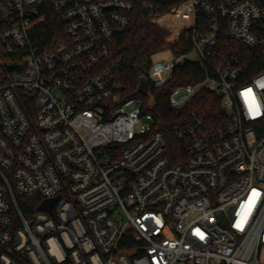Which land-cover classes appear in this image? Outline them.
Listing matches in <instances>:
<instances>
[{
    "label": "built area",
    "instance_id": "1",
    "mask_svg": "<svg viewBox=\"0 0 264 264\" xmlns=\"http://www.w3.org/2000/svg\"><path fill=\"white\" fill-rule=\"evenodd\" d=\"M142 3L191 49L127 96L108 56L136 0H0V264H264V0ZM49 10L61 29L39 43ZM223 30L243 48L216 63ZM186 62L204 74L168 96L172 148L151 85ZM202 92L222 119L191 107ZM20 195L59 198L26 215Z\"/></svg>",
    "mask_w": 264,
    "mask_h": 264
},
{
    "label": "trees",
    "instance_id": "2",
    "mask_svg": "<svg viewBox=\"0 0 264 264\" xmlns=\"http://www.w3.org/2000/svg\"><path fill=\"white\" fill-rule=\"evenodd\" d=\"M180 1L182 0H167L166 6L174 5V3ZM136 3L133 21L124 34L115 37L111 41L108 56V63L113 65L115 75L124 86L127 96L141 95L138 90L139 82L142 76H148L147 69L150 67L153 54L155 55L156 52L167 48H171L175 53L191 49V45L186 44L183 40L179 44L171 46L167 42L169 31L149 22L142 0H136ZM171 17L172 15H167L162 20L169 22L168 20ZM60 29V23H58L52 12L50 10L45 12L38 20V42L53 40L55 32H59ZM232 48L239 50L243 46L237 40L230 39L226 34V30H223L214 49V61L219 63L222 59L231 58ZM249 58H252V62L256 59L252 55ZM203 74L204 70L199 64L186 62L176 67L173 82L162 88H155L151 85V93L154 96V110L158 119L156 128L164 132L172 148L178 146L180 142L176 140L173 128L179 123L183 113L169 106L168 96L176 85L195 82L202 78ZM200 96L202 97V104H194L191 107L196 106L208 121L215 118L222 119L224 111L220 108L219 98L206 92H202ZM18 199L23 212L30 215L38 209L42 197L40 195H20Z\"/></svg>",
    "mask_w": 264,
    "mask_h": 264
},
{
    "label": "water",
    "instance_id": "3",
    "mask_svg": "<svg viewBox=\"0 0 264 264\" xmlns=\"http://www.w3.org/2000/svg\"><path fill=\"white\" fill-rule=\"evenodd\" d=\"M139 92L142 94H148L150 87L149 81L145 76H142L138 86ZM59 198V196L52 197V198H45L38 206L40 210H48L49 212L53 213V205L55 201Z\"/></svg>",
    "mask_w": 264,
    "mask_h": 264
},
{
    "label": "rangeland",
    "instance_id": "4",
    "mask_svg": "<svg viewBox=\"0 0 264 264\" xmlns=\"http://www.w3.org/2000/svg\"><path fill=\"white\" fill-rule=\"evenodd\" d=\"M173 56H174V53H173L172 49L167 48L165 50H161L159 52H156L155 55L153 54L151 59H152V62L155 63L158 61L171 59V58H173Z\"/></svg>",
    "mask_w": 264,
    "mask_h": 264
},
{
    "label": "snow or ice",
    "instance_id": "5",
    "mask_svg": "<svg viewBox=\"0 0 264 264\" xmlns=\"http://www.w3.org/2000/svg\"><path fill=\"white\" fill-rule=\"evenodd\" d=\"M251 92V90H249V93ZM250 109L251 110H253V111H255V106H254V104L253 105H250Z\"/></svg>",
    "mask_w": 264,
    "mask_h": 264
}]
</instances>
